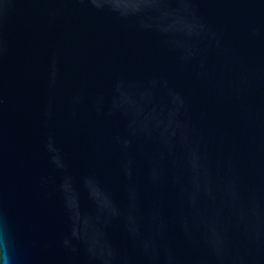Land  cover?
<instances>
[{"label":"water","instance_id":"obj_1","mask_svg":"<svg viewBox=\"0 0 264 264\" xmlns=\"http://www.w3.org/2000/svg\"><path fill=\"white\" fill-rule=\"evenodd\" d=\"M0 264H264V0H0Z\"/></svg>","mask_w":264,"mask_h":264}]
</instances>
